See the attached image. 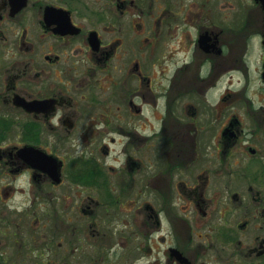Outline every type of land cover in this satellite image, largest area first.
<instances>
[{
    "label": "flooded vegetation",
    "instance_id": "flooded-vegetation-1",
    "mask_svg": "<svg viewBox=\"0 0 264 264\" xmlns=\"http://www.w3.org/2000/svg\"><path fill=\"white\" fill-rule=\"evenodd\" d=\"M0 264H264V0H0Z\"/></svg>",
    "mask_w": 264,
    "mask_h": 264
}]
</instances>
